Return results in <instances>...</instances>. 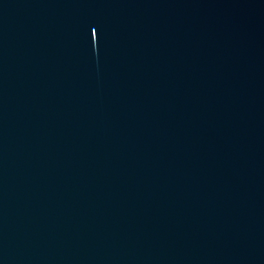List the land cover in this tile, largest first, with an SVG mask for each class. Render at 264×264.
Wrapping results in <instances>:
<instances>
[{"label": "water", "instance_id": "water-1", "mask_svg": "<svg viewBox=\"0 0 264 264\" xmlns=\"http://www.w3.org/2000/svg\"><path fill=\"white\" fill-rule=\"evenodd\" d=\"M0 264H264V0H0Z\"/></svg>", "mask_w": 264, "mask_h": 264}, {"label": "snow or ice", "instance_id": "snow-or-ice-1", "mask_svg": "<svg viewBox=\"0 0 264 264\" xmlns=\"http://www.w3.org/2000/svg\"><path fill=\"white\" fill-rule=\"evenodd\" d=\"M93 36H96V32H95V30H93Z\"/></svg>", "mask_w": 264, "mask_h": 264}]
</instances>
